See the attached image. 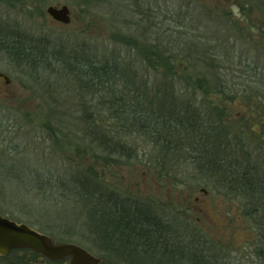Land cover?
Wrapping results in <instances>:
<instances>
[{"label": "rangeland", "instance_id": "rangeland-1", "mask_svg": "<svg viewBox=\"0 0 264 264\" xmlns=\"http://www.w3.org/2000/svg\"><path fill=\"white\" fill-rule=\"evenodd\" d=\"M236 1L34 0L15 9L0 3V22L11 32L34 40L47 39L68 49L81 46L94 57L103 56L106 50L115 53V58L122 56L125 66H132L140 76L139 47L154 44L161 54L170 51L178 57L180 76L193 79L203 75L218 83L217 91L223 94L212 100L221 108V102L227 101V127L243 131L245 146L264 162V34L260 30L264 27V0H239L251 9L253 23L231 8ZM63 5L70 9L69 25L46 14L49 6ZM192 42L198 47L196 54L187 51ZM21 71L0 55V73L11 79L8 86L0 78V214L40 230L33 225L32 213L38 202L27 192L28 187L5 176L8 172L46 179L93 165L110 186L164 202L178 212L187 210L201 231L232 251L235 264H264L256 257V232L239 207L240 201L221 195L219 183L203 175L206 172L185 164L167 163L161 168L156 165L159 152L152 151L138 135L123 138L136 160H109L105 167L106 155L86 137L89 123L83 121L89 113L91 120L110 126L105 121L107 114L94 107L97 101L92 102L57 72L28 75ZM165 71L158 68L161 74ZM184 81L186 91L201 100L204 90L197 89L193 80ZM85 102L90 105H83ZM16 251L5 258L47 264L29 251ZM0 264L8 262L0 258Z\"/></svg>", "mask_w": 264, "mask_h": 264}, {"label": "trees", "instance_id": "trees-1", "mask_svg": "<svg viewBox=\"0 0 264 264\" xmlns=\"http://www.w3.org/2000/svg\"><path fill=\"white\" fill-rule=\"evenodd\" d=\"M32 1L0 3L15 9ZM244 5L239 2V6ZM252 15H247L251 23ZM46 40L13 33L0 22V55L4 59L24 74L59 73L92 102L97 101L94 107L100 113L107 114L105 121L110 126L91 120L89 113L83 120L89 123L86 137L106 155L105 167L109 160H136L123 138L138 135L152 151L159 152L156 165L185 164L201 169L206 172L203 175L219 183L221 195L240 201L239 207L256 232V257L264 261V162L255 159L245 146L243 131L227 127V101L221 102V108L212 100L223 94L217 91L218 83L203 75L193 79L180 76L178 57L170 51L161 54L154 44L139 47L140 76L132 66H125L122 56L115 58V53L106 50L103 56L94 57L81 46L68 49ZM192 45L187 51L196 54L198 47ZM159 67L165 68V73L158 72ZM184 79L193 80L197 89L204 90L201 100L186 91ZM82 169L79 166L71 174L46 179L7 169L4 173L28 187L27 192L38 202L35 211H30L40 232L51 235L55 242L88 249L102 259V264L236 263L232 251L201 231L187 210L178 212L164 202L110 186L93 165ZM3 259L8 264H24L21 258Z\"/></svg>", "mask_w": 264, "mask_h": 264}, {"label": "water", "instance_id": "water-1", "mask_svg": "<svg viewBox=\"0 0 264 264\" xmlns=\"http://www.w3.org/2000/svg\"><path fill=\"white\" fill-rule=\"evenodd\" d=\"M46 14L63 25H69L72 22L67 5L49 6ZM0 78L10 84L11 79L5 74L0 73ZM16 250L29 251L39 256V261L102 264L100 257L78 244L57 243L49 235L28 224L17 222L0 214V258H5Z\"/></svg>", "mask_w": 264, "mask_h": 264}, {"label": "flooded vegetation", "instance_id": "flooded-vegetation-1", "mask_svg": "<svg viewBox=\"0 0 264 264\" xmlns=\"http://www.w3.org/2000/svg\"><path fill=\"white\" fill-rule=\"evenodd\" d=\"M239 0H237L236 2H235V4H233V5H235V6H231V8L232 9H235L236 10V13H238V14H240V15H242L243 17H247V15L248 14H250L251 12V9H249V8H247V7H241V6H239ZM261 27V26H260ZM262 32H263V34H264V27L262 26V28L260 29ZM5 84L6 85H8V86H10V84H7L6 83V81H5Z\"/></svg>", "mask_w": 264, "mask_h": 264}]
</instances>
